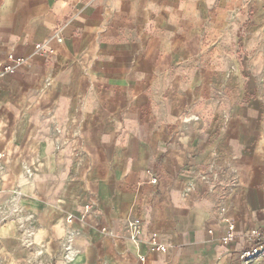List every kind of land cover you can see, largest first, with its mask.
Instances as JSON below:
<instances>
[{"label":"crops","instance_id":"0c3cea01","mask_svg":"<svg viewBox=\"0 0 264 264\" xmlns=\"http://www.w3.org/2000/svg\"><path fill=\"white\" fill-rule=\"evenodd\" d=\"M10 53L0 264H236L264 230V0H0Z\"/></svg>","mask_w":264,"mask_h":264},{"label":"built area","instance_id":"2783aa9c","mask_svg":"<svg viewBox=\"0 0 264 264\" xmlns=\"http://www.w3.org/2000/svg\"><path fill=\"white\" fill-rule=\"evenodd\" d=\"M28 60L24 57H17L13 53H10L6 60L0 63V83L2 82L5 76H10L18 72L19 68L24 67L27 64ZM153 183H157V180L154 179ZM89 215H94L98 217L99 211L93 202H88L85 205V213L81 215L82 219H85ZM74 221L73 216H69L67 218V224H72ZM132 230H139V225L130 224ZM102 231L105 233L111 234L107 228H102ZM235 227L229 226L228 230L223 234L222 242L224 244H229L235 238ZM75 231L69 230V241L72 239ZM135 238V237H134ZM250 245L239 252L236 264L248 263L253 259H256L260 256L264 255V230H255L250 234ZM150 250L152 252H164L166 251V246L160 244L155 238L150 240ZM72 254V249L68 246V252ZM139 259L142 263L146 261V257L143 255H139Z\"/></svg>","mask_w":264,"mask_h":264}]
</instances>
